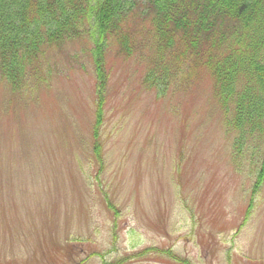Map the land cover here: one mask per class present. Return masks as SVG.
<instances>
[{
  "label": "rangeland",
  "instance_id": "374dc122",
  "mask_svg": "<svg viewBox=\"0 0 264 264\" xmlns=\"http://www.w3.org/2000/svg\"><path fill=\"white\" fill-rule=\"evenodd\" d=\"M91 46L0 79V264L264 261L261 135L233 158L205 71L157 93L116 46L99 93Z\"/></svg>",
  "mask_w": 264,
  "mask_h": 264
},
{
  "label": "trees",
  "instance_id": "16d2710c",
  "mask_svg": "<svg viewBox=\"0 0 264 264\" xmlns=\"http://www.w3.org/2000/svg\"><path fill=\"white\" fill-rule=\"evenodd\" d=\"M81 38L93 44L99 93L104 54L116 46L157 93L205 71L223 126L235 135L233 158L255 133L264 139V0H0V79L18 90L46 49ZM263 174L264 155L257 182Z\"/></svg>",
  "mask_w": 264,
  "mask_h": 264
},
{
  "label": "flooded vegetation",
  "instance_id": "af4514ba",
  "mask_svg": "<svg viewBox=\"0 0 264 264\" xmlns=\"http://www.w3.org/2000/svg\"><path fill=\"white\" fill-rule=\"evenodd\" d=\"M107 256H108V255H107ZM107 256H106V257H107ZM99 258H101V259H100V264H121V263H122V262L112 263L111 261L105 260V259H104V256H100ZM85 263L88 264V260L82 262V264H85ZM237 264H239L238 261H237ZM253 264H264V261H261V260H260V261H259V260H258V261H254Z\"/></svg>",
  "mask_w": 264,
  "mask_h": 264
}]
</instances>
